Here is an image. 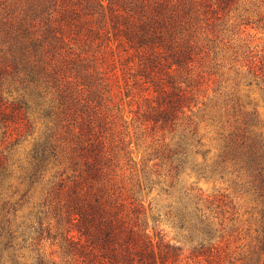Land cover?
<instances>
[{"label": "rangeland", "instance_id": "rangeland-1", "mask_svg": "<svg viewBox=\"0 0 264 264\" xmlns=\"http://www.w3.org/2000/svg\"><path fill=\"white\" fill-rule=\"evenodd\" d=\"M40 2L22 0L21 6L33 14L43 9ZM212 2L216 8H207L197 25L199 43L187 70L175 72L162 65L152 72L156 79H146L138 66L140 58L135 55L130 60L136 67L126 75L117 44L112 43L113 51L104 54L105 49L94 41L87 56L93 63H104L100 65L102 73H93L86 87L92 92L97 86L102 88L95 90V102L105 117L108 143L113 141L119 148L118 180L127 188H132L138 179L142 182L135 196L144 205L148 233L155 242L160 236L180 249L174 264H264L258 242L261 198L247 172L235 169L232 160L224 167L217 164L233 131L249 128L264 137L263 86L251 67L264 56V0H234L227 7H219L216 0ZM11 4L12 0H0V99L10 108L25 97L29 109H23L25 129L20 136L15 134L13 122L20 117L0 118V233L9 219L19 236L25 233L31 237L25 244L24 237L19 238L25 245L19 248L22 261L35 263L32 244H36L48 264H66L59 240L46 238L47 232L43 240H32L39 217L45 218L44 227L51 225L56 234L55 184L61 168L55 159L37 182L31 184L28 177L32 151L37 142L53 132L50 128L54 124L43 109L37 108L27 85L20 83L24 74L14 72L11 46L16 30L11 26ZM107 80L110 87L105 85ZM157 80L170 90L182 88L189 92L191 109L186 110L182 127L175 135L161 125H144L143 113L154 105L160 91L154 85ZM61 83L68 84L60 81L61 87ZM59 85L55 80L46 101L55 98V146L64 151L61 157L66 160L75 136L69 122L63 121L61 108H57ZM71 89L80 99L86 93L81 86ZM184 132L191 137V146L176 176L173 167L177 160L172 162L163 153L173 149ZM119 146H127L131 152L136 162L134 171L128 168V159ZM150 155L153 159L148 162ZM143 162H148L149 181H153L149 189ZM196 203L203 213L195 210ZM1 251L5 253L2 263L12 264L3 244Z\"/></svg>", "mask_w": 264, "mask_h": 264}, {"label": "trees", "instance_id": "trees-1", "mask_svg": "<svg viewBox=\"0 0 264 264\" xmlns=\"http://www.w3.org/2000/svg\"><path fill=\"white\" fill-rule=\"evenodd\" d=\"M212 1L41 0L43 9L30 14L23 10L22 0H12L11 26L16 30L11 46L14 72L24 74L20 83L27 85L37 108L43 109L54 124L50 128L53 132L37 142L32 151V171L28 177L31 184L37 182L55 159L61 168L57 172L59 182L55 184L56 234L53 235L51 225L45 228V218L39 217L38 227L34 229L36 237L32 240H43L45 232L48 233L46 238L59 240L66 264H174L180 256L179 248L160 236L155 242L149 235L144 205L135 196L142 182L138 179L132 188H127L118 180L119 148L113 141L108 143L105 117L95 102L94 92L102 88L94 87L92 92L86 87L91 84L93 73H102L100 65L104 62L93 63L87 55L94 41L105 49L104 54L112 52L111 44L116 43L126 75L136 67L130 60L135 55L140 58L138 66L145 72L146 79H156L152 72L162 65L175 72L187 70L199 43L197 25L207 14V8H216ZM216 1L219 7H227L234 0ZM251 67L254 76L261 80L264 93V56ZM55 80L58 85L60 81L68 82L67 86L59 85L57 106L75 136L66 160L61 157L64 151L55 146V98L46 101L48 90L55 88ZM106 82L110 87L108 80ZM154 85L160 91L154 105L143 113L144 125H161L175 135L182 127L186 110L191 109L189 92L182 88L170 90L158 80ZM72 86L85 89L83 98L74 94ZM23 109H29V100L25 97L10 108L0 99V118L20 117L13 121L18 136L25 129ZM254 115H258L257 112ZM190 146L191 137L184 132L175 147L169 148L166 155L163 153L172 162L177 160L173 167L176 176L187 159ZM119 147L125 152L128 168L134 171L136 162L131 152L127 146ZM152 157L150 155L146 161H151ZM2 159L0 156V161ZM219 159L220 166L232 160L235 169L246 171L261 198L262 225L258 242L260 251L264 252L263 135L249 128L233 131ZM148 162H143L142 169L146 189L153 182L149 181ZM195 205V210L203 213L199 205ZM6 223L1 227L0 244L9 251L12 264H28L21 260L19 248L25 247L31 237L25 233L19 236L12 221L8 219ZM22 236L24 244L19 242ZM32 245L36 253L34 264H48L41 249ZM4 256L1 251L0 264Z\"/></svg>", "mask_w": 264, "mask_h": 264}]
</instances>
